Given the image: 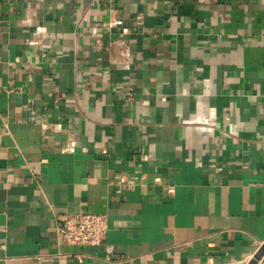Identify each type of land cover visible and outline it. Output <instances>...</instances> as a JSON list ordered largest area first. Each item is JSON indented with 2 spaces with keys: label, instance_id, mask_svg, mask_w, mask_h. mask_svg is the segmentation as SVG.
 <instances>
[{
  "label": "crops",
  "instance_id": "1",
  "mask_svg": "<svg viewBox=\"0 0 264 264\" xmlns=\"http://www.w3.org/2000/svg\"><path fill=\"white\" fill-rule=\"evenodd\" d=\"M72 214L101 246L58 243ZM263 246L264 0H0V264Z\"/></svg>",
  "mask_w": 264,
  "mask_h": 264
},
{
  "label": "built area",
  "instance_id": "2",
  "mask_svg": "<svg viewBox=\"0 0 264 264\" xmlns=\"http://www.w3.org/2000/svg\"><path fill=\"white\" fill-rule=\"evenodd\" d=\"M12 4L14 0H7ZM109 231L106 216L98 214H72L58 221L56 237L61 245L98 247Z\"/></svg>",
  "mask_w": 264,
  "mask_h": 264
},
{
  "label": "water",
  "instance_id": "3",
  "mask_svg": "<svg viewBox=\"0 0 264 264\" xmlns=\"http://www.w3.org/2000/svg\"><path fill=\"white\" fill-rule=\"evenodd\" d=\"M263 256H264V246H263L262 249L256 254V256L254 257V259H253L249 264H258V262L262 259Z\"/></svg>",
  "mask_w": 264,
  "mask_h": 264
}]
</instances>
